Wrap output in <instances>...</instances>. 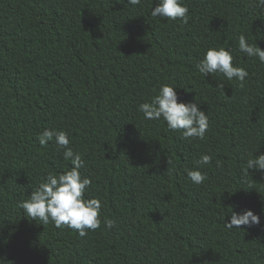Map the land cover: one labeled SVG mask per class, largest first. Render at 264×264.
<instances>
[{
    "label": "trees",
    "instance_id": "obj_1",
    "mask_svg": "<svg viewBox=\"0 0 264 264\" xmlns=\"http://www.w3.org/2000/svg\"><path fill=\"white\" fill-rule=\"evenodd\" d=\"M183 2L187 24L152 17L158 0H0V264H264V170L243 171L264 154V63L238 48L243 34L264 49V7ZM221 47L249 73L242 83L196 69ZM162 84L208 115L203 140L138 111ZM46 128L68 133L92 181L85 198L101 201L85 236L18 206L72 166L54 141L40 145ZM247 209L259 224L225 227Z\"/></svg>",
    "mask_w": 264,
    "mask_h": 264
},
{
    "label": "clouds",
    "instance_id": "obj_2",
    "mask_svg": "<svg viewBox=\"0 0 264 264\" xmlns=\"http://www.w3.org/2000/svg\"><path fill=\"white\" fill-rule=\"evenodd\" d=\"M128 3L137 6L142 4V0H128ZM257 3L264 7V0H257ZM188 12L189 9L183 0H158L150 15L162 19H179L187 24ZM238 48L246 56L257 57L264 63V49L250 44L243 34L239 36ZM195 67L204 76L219 73L229 81L236 79L241 83L249 75L245 68L233 65L232 54L223 47L207 49ZM217 87L224 89V83H219ZM138 111L144 114L146 120L163 119L169 130L180 131L184 139L203 140L209 129V117L198 107V103L178 102L176 87L170 84H162L152 101L141 103ZM37 138L41 146L54 141L59 148L64 149L63 157L70 160L72 166L59 175L48 173L46 180L31 192L30 198L19 202L18 206L28 218L39 220L43 225L51 221L57 228L68 227L78 231L80 236H85L88 230H96L101 226V201L96 198H85V192L92 181L88 177H81L79 170L84 166V161L79 155H74L72 148L69 147L68 133L46 128ZM196 163L201 167L209 165L212 163V157L209 154H202ZM246 163L247 167L243 169L245 173L252 168L264 170V154L255 156L254 159L249 158ZM187 176L197 185L207 178L199 168L188 170ZM224 223L229 230L242 226L251 227L260 223V216L251 209L242 213L231 211L230 219ZM113 224V220H105L107 227H112Z\"/></svg>",
    "mask_w": 264,
    "mask_h": 264
}]
</instances>
